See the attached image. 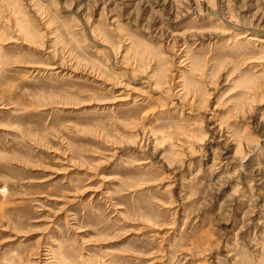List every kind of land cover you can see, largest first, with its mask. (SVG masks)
I'll list each match as a JSON object with an SVG mask.
<instances>
[{
  "label": "rangeland",
  "instance_id": "obj_1",
  "mask_svg": "<svg viewBox=\"0 0 264 264\" xmlns=\"http://www.w3.org/2000/svg\"><path fill=\"white\" fill-rule=\"evenodd\" d=\"M0 264H264V0H0Z\"/></svg>",
  "mask_w": 264,
  "mask_h": 264
}]
</instances>
